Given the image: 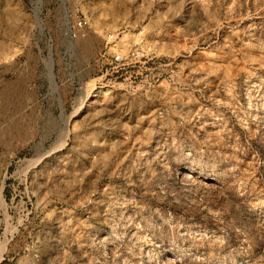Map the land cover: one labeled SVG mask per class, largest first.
<instances>
[{
  "label": "rangeland",
  "instance_id": "374dc122",
  "mask_svg": "<svg viewBox=\"0 0 264 264\" xmlns=\"http://www.w3.org/2000/svg\"><path fill=\"white\" fill-rule=\"evenodd\" d=\"M0 264H264V0H0Z\"/></svg>",
  "mask_w": 264,
  "mask_h": 264
},
{
  "label": "bare ground",
  "instance_id": "6f19581e",
  "mask_svg": "<svg viewBox=\"0 0 264 264\" xmlns=\"http://www.w3.org/2000/svg\"><path fill=\"white\" fill-rule=\"evenodd\" d=\"M96 95H97V93H95L93 96H96ZM190 178H192V176H191V173L189 174V172L186 175L183 176V179H186V180L190 179Z\"/></svg>",
  "mask_w": 264,
  "mask_h": 264
},
{
  "label": "built area",
  "instance_id": "2783aa9c",
  "mask_svg": "<svg viewBox=\"0 0 264 264\" xmlns=\"http://www.w3.org/2000/svg\"><path fill=\"white\" fill-rule=\"evenodd\" d=\"M84 23H86V22H84V21L83 22H78V25L81 26L82 28H85V27H83L84 26Z\"/></svg>",
  "mask_w": 264,
  "mask_h": 264
}]
</instances>
